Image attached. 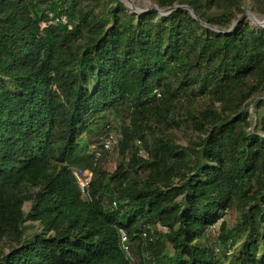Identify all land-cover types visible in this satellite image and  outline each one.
Here are the masks:
<instances>
[{
    "label": "trees",
    "instance_id": "16d2710c",
    "mask_svg": "<svg viewBox=\"0 0 264 264\" xmlns=\"http://www.w3.org/2000/svg\"><path fill=\"white\" fill-rule=\"evenodd\" d=\"M151 1L0 0V264H264V0Z\"/></svg>",
    "mask_w": 264,
    "mask_h": 264
},
{
    "label": "rangeland",
    "instance_id": "374dc122",
    "mask_svg": "<svg viewBox=\"0 0 264 264\" xmlns=\"http://www.w3.org/2000/svg\"><path fill=\"white\" fill-rule=\"evenodd\" d=\"M132 4H133V7L129 6L128 5V8L131 12H134L136 10H139V11H144V10H151V9H154V6L155 4H153V2L151 0H139L137 2L135 1H131ZM249 5V3H248ZM39 10V9H38ZM134 10V11H133ZM55 19H59L58 23H56V25H65L66 22L63 18L61 17H56L54 15H52ZM244 16V15H243ZM254 16V18H253ZM242 17V16H241ZM245 18L247 19L248 22H250L252 25H256L257 22L259 23H263L264 22V16H259L258 13L256 11H253L252 9H247L246 13H245ZM256 18V20H255ZM249 109L251 111V115L252 117L254 118L255 117V114H256V110L255 108L252 107V105L250 104L249 105ZM264 111V108L263 110ZM113 118V117H111ZM113 121V124H111V132L115 135L116 139H117V142L119 143L120 140H121V134H120V129H119V124H118V120L117 118H113L111 119ZM88 144V140H86V136L83 137V140H82V144ZM91 143V142H90ZM96 144V143H93V144H90V150L92 149V146ZM91 153H92V150H91ZM118 145H116L112 151L109 152V155H107V157H105L102 161L99 162V165L104 169L106 170L108 173H112L116 170V167H117V164L119 162V156H118ZM139 156L142 157V156H145V152L143 150H141L139 152ZM77 169V168H76ZM85 172L89 173L87 170H85ZM24 210L26 212H28L30 210V204L27 203L24 207ZM222 221H224L229 230L230 231H233L234 229V226L236 225V222H237V218H236V213L233 212V211H229L226 213V215L224 216L223 220H221L220 223H218L215 227H213L212 229V235L214 237V239H217V238H220L221 236V223ZM160 231H165L164 229L162 228H159Z\"/></svg>",
    "mask_w": 264,
    "mask_h": 264
},
{
    "label": "built area",
    "instance_id": "2783aa9c",
    "mask_svg": "<svg viewBox=\"0 0 264 264\" xmlns=\"http://www.w3.org/2000/svg\"><path fill=\"white\" fill-rule=\"evenodd\" d=\"M59 19H55L54 21H51L49 24H56L58 23ZM118 145L117 139L115 135L112 132H109L106 138L102 142V150L104 151H112L113 148ZM101 157V152L95 153V159L98 160ZM81 194L83 197L88 198L89 197V189L91 184V173H87L85 171H77L75 173ZM113 205L116 206V201L113 202ZM126 236L122 234V242H126ZM127 249L126 247L124 248Z\"/></svg>",
    "mask_w": 264,
    "mask_h": 264
},
{
    "label": "water",
    "instance_id": "95a60500",
    "mask_svg": "<svg viewBox=\"0 0 264 264\" xmlns=\"http://www.w3.org/2000/svg\"><path fill=\"white\" fill-rule=\"evenodd\" d=\"M123 1H124V3L127 5V8H128V5L131 6V7H133V4H132L131 0H123ZM179 8H183V9L188 10V11L191 13V15H192L195 19L199 20V19L197 18V16L195 15V13H194L191 9H189L188 7H185V6H184V7L176 6V7H174V8L168 9V10L159 11V13H160V15H167V14H170L171 12H173V11H175V10H178ZM128 9H129V8H128ZM154 9H158L156 5L154 6ZM129 11H130V10H129ZM133 11H134V10H133ZM148 11H149V10H144V11L136 10V11H134L133 13L141 14V13H146V12H148ZM130 12H131V11H130ZM243 18H245V15L242 16V17H240L239 20L236 21V22L233 24V26L231 27L230 30H233V29L235 28V26L237 25V23H238L239 21L243 20ZM253 18H254V17H253ZM254 26H261V27H264V22H263V23H259L258 25L256 24V25H254ZM213 29H214V30H217L216 28H213Z\"/></svg>",
    "mask_w": 264,
    "mask_h": 264
},
{
    "label": "bare ground",
    "instance_id": "6f19581e",
    "mask_svg": "<svg viewBox=\"0 0 264 264\" xmlns=\"http://www.w3.org/2000/svg\"><path fill=\"white\" fill-rule=\"evenodd\" d=\"M253 17H254V16H253ZM255 20H256V18H255ZM256 24L258 25V24H259V22H257Z\"/></svg>",
    "mask_w": 264,
    "mask_h": 264
}]
</instances>
